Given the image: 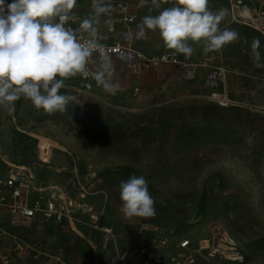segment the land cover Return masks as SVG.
Segmentation results:
<instances>
[{"label":"rangeland","instance_id":"374dc122","mask_svg":"<svg viewBox=\"0 0 264 264\" xmlns=\"http://www.w3.org/2000/svg\"><path fill=\"white\" fill-rule=\"evenodd\" d=\"M174 2L161 0L140 22ZM209 8H226L225 0H209ZM219 28L240 38L212 52L189 41L194 60L206 63L194 79L173 65L138 72L111 58V82L120 86L114 95L99 86L76 92L65 80L60 93L76 100L64 112L48 114L23 98L12 112L0 108V176L23 169L42 187L68 189L76 168L115 235L104 246L79 216L59 226L40 218L14 226L0 216V264H139L137 244L152 236L167 238L166 253L181 239L222 252L199 251L198 264H264V40L229 14ZM134 46L155 54L165 43L149 30ZM49 146L58 149L41 162L38 151L45 158ZM132 175L147 180L154 217L120 212L119 184Z\"/></svg>","mask_w":264,"mask_h":264},{"label":"clouds","instance_id":"9594fccd","mask_svg":"<svg viewBox=\"0 0 264 264\" xmlns=\"http://www.w3.org/2000/svg\"><path fill=\"white\" fill-rule=\"evenodd\" d=\"M149 3L161 9V0H141V6ZM76 6L77 0H13L8 5L0 0V108L12 112L15 102L23 98L48 114L64 112L76 97L60 90L65 80L77 75L91 76L113 95L119 90V84L111 82L112 59L98 34L100 17L110 14L111 4L92 0L91 14L74 29L68 25ZM227 15L226 8L211 10L209 0H175L158 14L145 15L135 35L145 39L149 30L158 31L167 48L189 58L194 51L189 41L202 43L204 52H212L239 40L236 30L219 28ZM259 46L254 38L251 47L257 58ZM119 195L125 218L156 215L143 175L122 180Z\"/></svg>","mask_w":264,"mask_h":264},{"label":"built area","instance_id":"2783aa9c","mask_svg":"<svg viewBox=\"0 0 264 264\" xmlns=\"http://www.w3.org/2000/svg\"><path fill=\"white\" fill-rule=\"evenodd\" d=\"M77 2L72 10V19L69 25L76 29L82 19L88 17L92 11V0ZM13 0H5V5ZM112 6L108 15L100 17L98 34L100 42L107 46L111 58L130 66L134 71H142L152 67L169 64L180 68L186 74L187 79H194L197 75L199 64L191 56L186 58L184 54L177 53L175 49L164 48L155 54H147L135 48L136 41L144 39L136 38L137 25L140 23V13H152L150 3L141 6V0H106ZM226 9L232 20L246 25L257 32L264 40V0H225ZM87 35L86 33L84 34ZM83 38V37H82ZM90 70H94L89 65ZM219 76V69L208 74L206 81L211 82ZM69 84L76 92H88L96 81L91 76L69 78ZM38 141V140H37ZM38 145V143H37ZM42 158L41 162H48L54 149ZM65 152V150H64ZM70 155V153L67 152ZM73 171L72 188L65 189L57 185L40 186L28 170L20 169L4 176H0V216H5L7 221L14 226L34 218H40L52 224L62 222L72 223L77 216L87 218L94 230L100 233V241L104 246L110 245L115 240V235L110 227L102 224L101 216L93 205L87 200L90 194L88 188L80 183L77 171ZM168 247L167 238L152 236L146 241H139L136 248L139 264H198L199 251H206L210 258L220 252L218 248L205 244V247H194L189 239H181L172 251H164ZM222 253V252H220Z\"/></svg>","mask_w":264,"mask_h":264},{"label":"crops","instance_id":"0c3cea01","mask_svg":"<svg viewBox=\"0 0 264 264\" xmlns=\"http://www.w3.org/2000/svg\"><path fill=\"white\" fill-rule=\"evenodd\" d=\"M48 224H51V225H56V224H52V223H49V222H48ZM56 226H59V224H58V225H56ZM99 235H100V234H99Z\"/></svg>","mask_w":264,"mask_h":264}]
</instances>
